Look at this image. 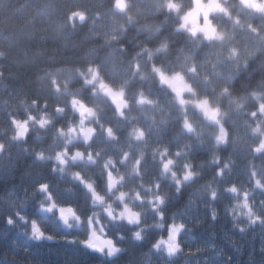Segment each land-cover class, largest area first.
Listing matches in <instances>:
<instances>
[{
	"label": "trees",
	"instance_id": "16d2710c",
	"mask_svg": "<svg viewBox=\"0 0 264 264\" xmlns=\"http://www.w3.org/2000/svg\"><path fill=\"white\" fill-rule=\"evenodd\" d=\"M125 1L0 0V264H264V10Z\"/></svg>",
	"mask_w": 264,
	"mask_h": 264
},
{
	"label": "rangeland",
	"instance_id": "374dc122",
	"mask_svg": "<svg viewBox=\"0 0 264 264\" xmlns=\"http://www.w3.org/2000/svg\"><path fill=\"white\" fill-rule=\"evenodd\" d=\"M246 3L256 6L257 8L264 10V0H244ZM117 7L120 10H124L126 8V1L125 0H118ZM220 10V4L217 1H211L209 3H203L201 0H197V7L194 9V11L190 14L189 21L192 23H195L196 20L199 18V23L197 22L195 25L199 24V28L203 31V33L206 36H209L210 38L217 37L216 29L212 26V24L209 21V16L215 11ZM99 82L100 87L104 91L106 95H108L111 100L115 103L116 106L119 108H123L125 106V99H124V93L120 91H115L109 87H107L105 84L100 82L97 78L96 80ZM161 82L163 85L167 86L172 90V92L175 94L178 101L184 105H189V99L188 97L193 94L192 88L190 85L185 81L182 75L176 74V75H161ZM195 106L199 109L200 112H202L211 122H216V119L218 117L217 110L210 105L208 102H198L195 103ZM82 106H78L79 109ZM93 134V129L91 127L83 126L82 129V135L88 140ZM264 150V142L261 147V150ZM61 216L63 218V222L65 226H69L72 224V214L68 210H60ZM127 218H129L132 221H135V215L134 213L128 211L125 213ZM36 234L39 238H41V235L39 234L38 230H36ZM163 247L167 251V253L171 256H173L177 251V230L174 229L171 233V236L163 242ZM89 247H91L93 250L96 251H104L107 252L110 255H115L117 253V249L113 245V243L106 238H104L102 235L98 233H94L91 236V239L89 241Z\"/></svg>",
	"mask_w": 264,
	"mask_h": 264
}]
</instances>
